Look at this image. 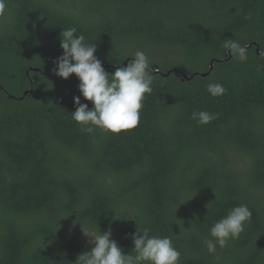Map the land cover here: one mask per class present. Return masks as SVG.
<instances>
[{
	"label": "trees",
	"instance_id": "obj_1",
	"mask_svg": "<svg viewBox=\"0 0 264 264\" xmlns=\"http://www.w3.org/2000/svg\"><path fill=\"white\" fill-rule=\"evenodd\" d=\"M70 27L109 74L136 51L148 57L135 129L89 134L72 120L79 81L52 73ZM229 39L249 46L245 61ZM209 83L226 92L212 97ZM193 111L218 118L200 125ZM241 204L250 222L209 253L210 228ZM145 227L171 238L179 264H264V0H7L0 264H78L85 235L107 230L128 254Z\"/></svg>",
	"mask_w": 264,
	"mask_h": 264
},
{
	"label": "clouds",
	"instance_id": "obj_2",
	"mask_svg": "<svg viewBox=\"0 0 264 264\" xmlns=\"http://www.w3.org/2000/svg\"><path fill=\"white\" fill-rule=\"evenodd\" d=\"M7 0H0V16L6 13ZM75 27L60 33L61 56L54 60L52 73L64 80L75 75L79 96L73 97L75 111L72 120L86 133L99 129L104 133L119 134L135 129L140 122V110L145 94L152 92L153 74L148 57L143 51L132 54L126 66L117 67L114 73L105 71L94 54L97 47L86 43L84 35H77ZM241 61L247 59L246 49L239 41L227 40L224 44ZM207 92L212 97L222 96L226 89L222 84L209 83ZM81 97L91 103L81 102ZM215 113L193 111L192 119L206 125L217 119ZM252 212L241 204L230 209L209 230L211 239L204 241L207 251L214 253L217 245L225 247L230 239H236L250 222ZM150 228H136L131 234L133 249L128 254L111 239V231L85 235L91 250L78 256V264H179L181 253L173 246L170 237L150 235ZM76 260V261H77Z\"/></svg>",
	"mask_w": 264,
	"mask_h": 264
},
{
	"label": "water",
	"instance_id": "obj_3",
	"mask_svg": "<svg viewBox=\"0 0 264 264\" xmlns=\"http://www.w3.org/2000/svg\"><path fill=\"white\" fill-rule=\"evenodd\" d=\"M248 48H249V46H246V47H245V49H248ZM229 53H230V51H229ZM101 63H103L102 60H101ZM126 65H127V62L123 63V66H126ZM166 75H168V74H166ZM205 75H206V74H202L203 77H204ZM75 78H76V77H75ZM184 78L186 79L187 77L185 76ZM29 93H30V91L24 93L23 97L26 96V95L29 94ZM23 97H21V99H23Z\"/></svg>",
	"mask_w": 264,
	"mask_h": 264
}]
</instances>
